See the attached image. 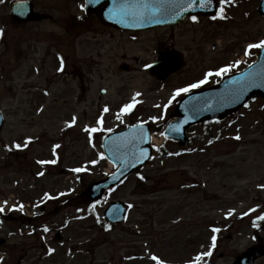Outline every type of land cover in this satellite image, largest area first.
Returning <instances> with one entry per match:
<instances>
[{
    "label": "rangeland",
    "instance_id": "1",
    "mask_svg": "<svg viewBox=\"0 0 264 264\" xmlns=\"http://www.w3.org/2000/svg\"><path fill=\"white\" fill-rule=\"evenodd\" d=\"M12 1L0 0V102L7 121L0 134V198L25 206L47 193L64 197L45 198V213L34 221L17 209L0 220L3 264H191L197 256L233 264L251 246L264 248V226L253 223L264 217L260 98L226 119L191 128L179 154V145L164 141L168 153L157 152L108 195L107 201L130 204L126 222L101 228L105 203L90 204L85 194L112 170L103 155L105 133L158 120V104H167L176 87L206 77V68L242 61L245 44L264 41L256 2L227 3L229 21L201 18L172 29L124 33L87 16L84 0H34L44 19L22 24L11 17ZM161 41L186 56L183 70L165 83L143 70L157 59ZM160 124H154L158 134ZM57 154L55 167L40 165ZM74 166L85 173L72 174ZM255 225L263 227L255 231ZM58 229L64 239L55 243ZM51 246L54 254L47 256ZM257 264H264V256Z\"/></svg>",
    "mask_w": 264,
    "mask_h": 264
},
{
    "label": "water",
    "instance_id": "2",
    "mask_svg": "<svg viewBox=\"0 0 264 264\" xmlns=\"http://www.w3.org/2000/svg\"><path fill=\"white\" fill-rule=\"evenodd\" d=\"M151 3V1L155 2L160 1L164 3V0H87V11L88 12H98L102 19L109 24L125 27L127 24L123 22L121 19L132 14H136L138 12L137 7L141 5L142 2ZM167 2H172L177 4L178 1L181 2L182 6L185 8L184 13L180 15L174 21H169L165 23H174L177 21L180 22L181 18L188 13L199 14V13H211L216 9V0H165ZM262 7L260 8V12L264 14V0H262ZM105 9H101V5L106 4ZM203 4V6H201ZM144 5L142 4L140 8ZM190 10V11H189ZM152 14H155L154 10H151ZM152 21H148V25H153ZM160 24V22H157ZM128 27V26H127ZM125 27V28H127ZM136 27V26H133ZM162 60L160 63L154 65L152 67V74L156 75L158 78L165 80L171 73L176 72L182 65V59L178 52L172 53H162ZM260 61L251 69H249L244 74L238 76L236 80H226L223 84L221 83L217 87L212 90L202 94L196 99H200L201 103L199 104L198 111L194 110L193 118L191 119V123H196L205 119H211L213 117H223L227 114H230L236 110H238L242 105L248 102L253 96L257 94H261L264 96V52L259 54ZM236 87V89H232V92H235V103H225L223 104V99L221 98L226 88ZM214 98L213 104H207L208 101ZM195 100V99H194ZM193 101V100H190ZM187 99L185 103H188ZM217 103V104H216ZM216 104V105H215ZM214 106V107H213ZM189 123V124H191ZM188 124V125H189ZM3 125V117L0 116V130ZM185 125L186 127L188 126ZM184 127L182 128L183 131ZM135 131L131 129L129 132ZM173 134H175V130L171 128ZM149 133V132H148ZM183 132H177L176 137H178L182 142ZM117 140L120 143H123L125 138L122 134L116 135ZM112 140L109 137L106 140V148L107 143H110ZM132 140H128L122 148L123 157L119 158L120 163H122L124 169L122 172V176L128 175L132 170L137 167H142L150 158V148L149 147H141L138 148L137 142L134 141V144L129 145V148L132 150H127L125 147L128 145V142ZM122 145V144H121ZM119 145V147L121 146ZM145 149H148L147 152ZM125 157V158H124ZM110 182L106 181L104 183L94 184L88 189V195L92 198L97 199L101 196L104 189L110 186ZM119 204V203H118ZM112 206L108 213L116 210L113 215H111L110 219L117 223L123 219L126 211L122 207L121 204ZM260 254L258 252L255 253H245L242 256L237 258V261L234 264H254L256 258H258Z\"/></svg>",
    "mask_w": 264,
    "mask_h": 264
},
{
    "label": "snow or ice",
    "instance_id": "3",
    "mask_svg": "<svg viewBox=\"0 0 264 264\" xmlns=\"http://www.w3.org/2000/svg\"><path fill=\"white\" fill-rule=\"evenodd\" d=\"M209 2H210V0H209ZM228 2H230V0H220V4H221V5H224L225 3H228ZM201 6H203V4H202ZM223 11H224V9H223V7H221V9H220L221 18H223ZM213 18L215 19L216 17H213ZM192 19L195 21V20H196V17L193 16ZM262 47H264V41H260V43H258V44H250V45L248 46L249 49H252V48H257V49H259V48H262ZM229 70H230V69H228V68H224V69H221L220 72H217V73H215V74H216V75H220L222 72H226V71H229ZM207 75H212V73H208ZM205 82H206V80H201V81H200V84L205 83ZM196 87H199V84H192V85L190 86V88H196ZM190 88H183V89H180L179 91H184V92H186V91H189ZM178 94H179V92L177 93V95H178ZM132 107H133L132 104L125 105L123 111H130ZM107 110H108V109L105 108V111H107ZM98 123H102V120H101V121H98ZM96 130H97V129H86V131H96ZM237 139H239V137H237ZM17 147H20V145H17ZM57 147H59V146H57ZM40 163H55V161H40ZM94 163H95V162H94ZM83 170H84V169H79V168H78V169H74L73 171L79 172V171H83ZM41 174H42V173H41ZM141 178H142V177H141ZM21 207H22V206H21ZM3 210H4V209H3L2 207H0V212H2ZM261 219H264V217H261ZM44 230L47 231L48 229L45 228ZM213 231H218V230H217V229H213ZM213 241H215V237H213ZM209 254H210V253H205V255H209ZM152 259H153V260H157V258H156L155 256H153ZM200 259H201L200 256L195 257L194 264H197V262H199ZM158 264H162V262H158Z\"/></svg>",
    "mask_w": 264,
    "mask_h": 264
}]
</instances>
